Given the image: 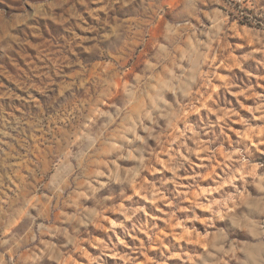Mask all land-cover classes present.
Listing matches in <instances>:
<instances>
[{"label":"rangeland","instance_id":"374dc122","mask_svg":"<svg viewBox=\"0 0 264 264\" xmlns=\"http://www.w3.org/2000/svg\"><path fill=\"white\" fill-rule=\"evenodd\" d=\"M264 264V0H0V264Z\"/></svg>","mask_w":264,"mask_h":264},{"label":"bare ground","instance_id":"6f19581e","mask_svg":"<svg viewBox=\"0 0 264 264\" xmlns=\"http://www.w3.org/2000/svg\"><path fill=\"white\" fill-rule=\"evenodd\" d=\"M251 264H256V261H252V263Z\"/></svg>","mask_w":264,"mask_h":264}]
</instances>
